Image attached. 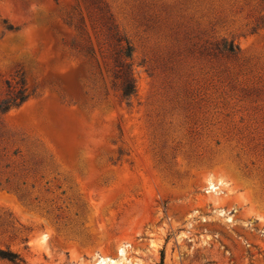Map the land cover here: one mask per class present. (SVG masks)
Listing matches in <instances>:
<instances>
[{"label":"rangeland","instance_id":"1","mask_svg":"<svg viewBox=\"0 0 264 264\" xmlns=\"http://www.w3.org/2000/svg\"><path fill=\"white\" fill-rule=\"evenodd\" d=\"M22 76L30 99L0 113V248L264 264V0H0V101Z\"/></svg>","mask_w":264,"mask_h":264},{"label":"trees","instance_id":"2","mask_svg":"<svg viewBox=\"0 0 264 264\" xmlns=\"http://www.w3.org/2000/svg\"><path fill=\"white\" fill-rule=\"evenodd\" d=\"M9 29L12 30L13 28L10 27ZM115 37L119 43V50L116 53L115 58L117 70L114 76L120 88L122 98L124 100L130 101L137 94L132 63L134 49L131 43L121 38L119 34L116 33ZM218 50L221 52L234 54L235 46L233 43L230 45L224 44L222 47L218 48ZM8 87L12 89V92L6 99L0 101L1 114H6L13 109L20 108L31 97V94L28 93V89L26 88V80L24 76L20 78L14 88L11 85ZM164 255V252H162V264H164ZM0 260L6 261L10 264H26L19 254L10 250H4L2 248H0Z\"/></svg>","mask_w":264,"mask_h":264},{"label":"bare ground","instance_id":"3","mask_svg":"<svg viewBox=\"0 0 264 264\" xmlns=\"http://www.w3.org/2000/svg\"><path fill=\"white\" fill-rule=\"evenodd\" d=\"M105 263V261H102L101 264ZM110 264H118L115 260H111Z\"/></svg>","mask_w":264,"mask_h":264}]
</instances>
